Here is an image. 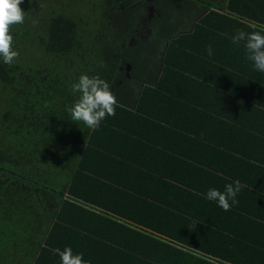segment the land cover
<instances>
[{
    "label": "crops",
    "instance_id": "crops-1",
    "mask_svg": "<svg viewBox=\"0 0 264 264\" xmlns=\"http://www.w3.org/2000/svg\"><path fill=\"white\" fill-rule=\"evenodd\" d=\"M219 5L157 73L122 67L34 264H60L57 247L87 264H264V73L231 43L250 23L264 34V0ZM237 179L229 211L206 199Z\"/></svg>",
    "mask_w": 264,
    "mask_h": 264
},
{
    "label": "trees",
    "instance_id": "trees-1",
    "mask_svg": "<svg viewBox=\"0 0 264 264\" xmlns=\"http://www.w3.org/2000/svg\"><path fill=\"white\" fill-rule=\"evenodd\" d=\"M223 2L23 0L24 23L10 28L19 55L12 65L0 60V264H34L60 222L90 131L65 111L77 99L71 85L99 76L113 93L125 65L130 77L148 63L157 73Z\"/></svg>",
    "mask_w": 264,
    "mask_h": 264
},
{
    "label": "clouds",
    "instance_id": "clouds-1",
    "mask_svg": "<svg viewBox=\"0 0 264 264\" xmlns=\"http://www.w3.org/2000/svg\"><path fill=\"white\" fill-rule=\"evenodd\" d=\"M22 3L23 0H0V60L7 65H12L19 55L13 48L14 40L10 28L24 23L25 12L19 7ZM33 23L35 24V21ZM248 27L253 30L246 32L237 29L231 38V43L236 46L243 43L246 59L251 62L253 70L264 73V34L255 30L257 27L255 23H250ZM207 55L209 57L213 55L210 45L207 47ZM70 91L77 95V99L70 106L65 107L72 122L82 123L86 128L96 131L107 117L115 116L116 97L110 91L108 82L99 76L90 77L81 74L71 85ZM242 187L237 179L226 184L223 191L209 189L206 199L216 201L217 205L227 212L239 203L236 197ZM50 251L52 255L59 257L60 264H87L83 254H73L70 247H65L63 250L57 247Z\"/></svg>",
    "mask_w": 264,
    "mask_h": 264
}]
</instances>
